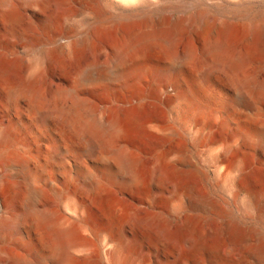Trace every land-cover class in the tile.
<instances>
[{"label": "bare ground", "instance_id": "6f19581e", "mask_svg": "<svg viewBox=\"0 0 264 264\" xmlns=\"http://www.w3.org/2000/svg\"><path fill=\"white\" fill-rule=\"evenodd\" d=\"M102 1L70 0L71 5L76 3L80 7L68 8L59 17L66 19L84 9L88 14L72 40L63 36L65 42L58 43L59 34L55 31L58 17L33 23L26 35L27 54L33 44L41 46L29 63L26 62L27 69L43 68L37 72L31 70L29 75H20L26 64L22 65L24 56L18 50V43L0 39V85L11 115L8 123L0 124V157L5 155L19 131V122L12 114L21 104L18 95H28L30 99L26 103L32 115L45 119V111L40 108L48 89L43 83L44 74L65 62L68 54L81 57L86 52L94 55L103 52L104 62L94 60L80 67L69 91L78 113L68 114V120L78 127L85 139L87 156L101 161L115 158L121 165L120 172L110 167L97 168L74 182L75 190L84 195L71 200L73 203L66 209L70 213H67L55 204L56 207L41 205L45 187L33 181L34 175L28 171L26 160L20 158L17 165L28 195L25 194V212L9 211L17 193L16 182L0 180L3 186L0 206L8 209L0 214V254H6L4 264H45L46 261L51 264H135L136 254L143 249H146V264H264V161L254 167L251 156L241 145L243 139L250 142L256 136L264 137V129L257 135L243 131L234 124L232 116H221L218 110L209 112L192 82L164 80L166 72L157 66L148 69L139 51L133 60L125 58L129 50L153 38L164 36L175 41L191 16L173 17L159 8L149 9L148 0H121L120 11L108 14L100 5L111 7L114 2ZM45 4L46 0L38 1L41 8ZM0 13L9 26L19 20L12 0H0ZM137 17L136 24L129 23ZM195 19L206 23L204 14ZM114 25L118 27L112 31V41H109L106 31ZM258 25L249 22L246 31L256 32L257 36L264 34V29ZM232 34L228 23L222 21L217 23L215 34H208L201 42L208 50L223 52L232 46ZM242 41L243 50L232 51L234 54L225 63L230 68L239 67L256 55L257 42L246 38ZM194 50L188 45L183 52L174 55L176 66ZM12 72L21 77L17 83L9 81ZM235 84L239 103L249 107L258 104L242 91L243 81ZM80 86L85 87L86 92L79 91ZM261 87L264 88V82ZM101 91L106 93L103 101H99ZM59 92L64 91L59 88ZM149 98L181 100L185 109L178 118L171 117L165 124L154 117L143 120L139 110ZM60 108L58 105L52 110L67 116L70 108L68 111ZM46 128L44 125L45 134ZM215 129L217 135L209 138ZM147 132L191 140L182 149L164 147L145 162L137 139ZM240 137L242 141L238 140ZM260 143L264 145V138ZM190 149L207 154L206 167L192 160ZM210 175L215 178L214 184L210 181L211 185H205ZM53 178L46 180L48 185L59 182ZM254 180L262 183V187L254 188ZM95 204L109 217L112 226L110 233L105 238L102 236L105 240L98 247L96 262L87 254L83 237L85 232L101 236L90 219V210ZM27 211L33 213H28L27 217L31 218L24 221ZM42 226L53 239L50 237V257L41 255L35 243V237L43 232ZM136 228H141L142 232L134 234ZM145 239L149 243H144Z\"/></svg>", "mask_w": 264, "mask_h": 264}, {"label": "rangeland", "instance_id": "374dc122", "mask_svg": "<svg viewBox=\"0 0 264 264\" xmlns=\"http://www.w3.org/2000/svg\"><path fill=\"white\" fill-rule=\"evenodd\" d=\"M12 1L15 4L19 20L16 24L9 26L0 13V39L8 43H18V50L20 51V54L24 56V59H22L23 62L21 61L23 66H25L24 64H26V62L29 63L30 59L36 55L41 46L40 43L33 44L27 54L26 35L31 31L33 23L45 19L52 20L54 17H58L55 31L59 34L58 43H62L66 40L63 36L67 37L68 40H72L77 36L84 23V19L88 15L87 11L84 9L75 12L72 16L66 19L59 17V15L65 13L68 8L80 7L76 3L71 5L70 0H46V4L42 8L38 5V1L40 0ZM100 1L103 2L102 0ZM112 1L114 3L111 7H106L103 4H101L100 7L108 14H117L121 9V0ZM148 1L151 3L148 6L149 9L156 7L161 9V12L166 15H171L173 17L191 16V18L185 23V27L175 41L172 40L174 43L170 41V38H164V36V39L156 37L143 46L129 50L126 53L125 58L128 61H131L139 51V53L144 55L143 58L148 69L156 68L157 66V68H161H158L159 70L166 72V75L163 76V79L166 78L164 80L171 79L172 81H176L178 79H183L192 82L197 95L201 96L199 98L209 112H217L218 110V113L222 112L220 113L221 116H232L234 124L240 130H248L254 132L256 135L257 133H261L260 131L264 129V88H262L263 86L261 87V84L264 82V34H259L257 36L256 32L248 33L246 31V25L249 22H257L259 24L258 26L264 29V0ZM200 14L205 15V25L201 22L199 23V21L195 19ZM137 20L138 17L132 18L129 23L136 24ZM222 21L228 23L229 28L233 33L232 35H234L232 36V46L229 50L226 49L223 52L208 50L205 47L204 42L201 41H205L208 34H215L217 23ZM118 25H114L106 31L109 41H112V31L118 27ZM243 38H246L247 40L253 39L255 41L258 39L256 41V55L241 64L239 67L230 68L225 65V63L227 62L228 57L234 54L232 51L235 49L243 50ZM188 45L194 47V52L185 57L178 66H176L177 64L173 56L183 52ZM83 55L81 57H76L68 54L65 62L56 64L50 71L44 74L43 83L45 84L46 89H48L46 90L47 93L44 98L42 97L40 108L43 110V113L45 111V119H37L36 116H33V111L31 108V111L29 110V106L26 103V100L30 99L28 95L24 94L28 98L24 95H18V97H21H19V99H21V104L20 107L16 109V112L12 111V114L19 122V131L14 140L15 142L13 141L10 148L6 150L5 155L0 157V164L2 165H0V180L1 178H4V180H12L16 182L15 184L17 187V193L14 196L13 201H11L12 203L9 205V211L12 210V212L15 213H22L26 210L24 206L25 198H27V192H25L26 183H24L22 174L17 165L20 158L26 160L25 162L28 164V171L30 170L29 172H32L31 174H33L34 177L36 176V179L32 177L33 181L36 184L39 183V186L42 184V188H46H43L44 191L46 190V198H43L44 200L42 201L44 202H40L41 205H44L45 207H54L57 205V207H61L63 211L69 208L70 204L73 203L72 201H76L84 195L82 192L75 190L74 188V182L82 179L84 174L92 172L97 168L104 169L105 167H110L118 172L121 171V165L117 163L115 158H107L106 160L101 161L94 156H87V153L85 154L87 147L85 139L82 137L81 132L79 133L80 130L77 129L78 127H76L70 119L68 120L70 117L68 114L73 115L74 113H78V111L74 109V99H72L73 97L69 94V91L75 83L80 67L91 61L94 62V60H98L99 62H104L105 60L103 58V52H99L97 55H94L91 52H86V54ZM218 59H221V61ZM224 59L226 61H224ZM28 63L25 66L26 68L23 67L22 71H19L21 73L20 75H29L35 70L34 68L27 69ZM41 67L42 66H40L39 69H36L39 71ZM37 70L34 72H37ZM20 75L19 73L12 72L11 75L9 74V81L11 83H17L21 78ZM147 76L152 78V74ZM240 81L244 82L242 85V91L245 95H249L253 101L255 100L254 102L258 103V108H256L257 105L250 106L251 108L248 105H245L248 106L245 107L237 101L239 94L237 95V86L235 83ZM256 84L260 86L258 87ZM59 88L64 92L58 93ZM83 88L85 87L80 86L79 91L86 92L83 91ZM168 89L171 91V88ZM99 93L100 96L102 94L99 101H103L106 97V93L104 94L102 91ZM22 96L24 99H22ZM5 104L2 85H0L1 125H3V123L6 124V122L10 120L9 117H11L9 114L10 111ZM58 105L59 107L64 108L63 111H68V108L72 106L68 111L67 116L66 114L63 115L64 113H61L58 110H52L53 107L57 108ZM184 109V104L181 100L169 101L167 98H149L143 102L142 107L139 110V115L143 120L154 117L161 123L165 124L167 123V119L168 122L170 121L171 117H173V119L178 118ZM84 117H87L86 114H84ZM44 125L47 127L46 134L43 129ZM213 131H215L214 134ZM213 131L209 138H213L217 135L218 131H216V129ZM263 138L264 137L256 136L250 142H246L244 139L242 141L241 137L238 139L242 141L241 145L243 149H245L248 155L251 156L254 167L261 160L264 161V145L260 143ZM190 140L191 139H188V141ZM188 141L181 136H168L158 132H147L143 134L141 138L137 139V144L144 157V161L147 162L158 150L163 149L164 147H176L177 149H182ZM189 151L193 156L192 160L197 162L199 166L206 167L207 154H201L197 149H190ZM229 156L230 154L226 155V158L228 159ZM253 157H255V159ZM52 178L55 179L56 182L59 181L56 183L57 185H48L50 183L46 180ZM213 178L214 176L211 177L210 175L205 182V185H211L215 179ZM255 180L253 183L254 188L259 189L262 187V183ZM2 190L3 186H1L0 182V195L3 194ZM74 197L76 200H73ZM69 199L70 201H68ZM99 207L100 206H97V204L93 205V208L90 210V219L93 226L101 231V236L99 235L97 237V235L92 233L89 234L88 232L83 233L84 241L87 243V254L90 255L89 257L95 260V262L98 257V247L102 241L104 242V236L108 235L112 230L109 217ZM6 209L7 208L0 206V214ZM65 212L68 213L69 209ZM28 213L30 214L33 212L27 211L24 221L31 218V216L27 217ZM43 227L44 226L41 227L43 230V232H41L42 234L39 233L38 238L35 237V243L38 245V251L41 255L44 254V256L47 255L50 257L52 254L50 248V244H52L50 240L51 235L48 230ZM141 232V228H136L134 234ZM47 243H49V245ZM144 243H149V240L145 239ZM139 253L136 254L135 264H146L144 259L146 249L141 250ZM1 254L0 263L4 261L1 263L4 264L6 261V254H4L5 256ZM45 264L51 263L46 261Z\"/></svg>", "mask_w": 264, "mask_h": 264}]
</instances>
